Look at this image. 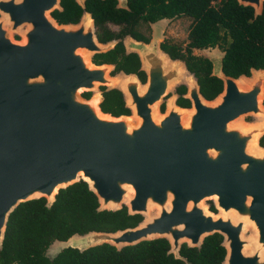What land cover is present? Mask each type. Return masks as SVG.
Masks as SVG:
<instances>
[{
  "label": "water",
  "instance_id": "95a60500",
  "mask_svg": "<svg viewBox=\"0 0 264 264\" xmlns=\"http://www.w3.org/2000/svg\"><path fill=\"white\" fill-rule=\"evenodd\" d=\"M237 1L261 13L263 0ZM54 8L59 0H0V246L19 203L43 197L50 206L60 188L83 180L98 210L124 205L142 219L114 232L56 240L52 256L67 247L119 249L165 238L168 252L180 257L183 242L198 247L216 232L226 250L221 264H264V148H249L264 126L234 122L264 115V68L234 78L222 72L223 53L207 56L211 74L222 81L221 92L208 100L181 62L188 72L183 97L192 109L170 97L158 115L154 105L184 75L180 61L165 62L159 37L125 42L140 58L143 83L133 74L110 76L112 64H94L87 54L105 52L116 40L99 42L88 13L77 24L58 25L49 16ZM100 86L120 90L135 121L101 111ZM83 91L95 92L84 98ZM207 199L219 212L206 210Z\"/></svg>",
  "mask_w": 264,
  "mask_h": 264
},
{
  "label": "trees",
  "instance_id": "16d2710c",
  "mask_svg": "<svg viewBox=\"0 0 264 264\" xmlns=\"http://www.w3.org/2000/svg\"><path fill=\"white\" fill-rule=\"evenodd\" d=\"M60 5L61 10L51 13L58 22H75L86 10L93 18L97 40H116L112 48L92 56L95 64L113 63L112 74L135 73L144 82L139 57L135 52H125L123 38L147 40L150 23L179 16L189 20L185 43L164 39L159 46L171 58L183 61L205 99L221 92L222 81L211 74L208 57L194 53V49L217 47L223 53L222 72L234 78L249 76L252 68H264V0L257 15L252 6L237 0H127L125 8L118 7L117 0H84V8L75 0H60ZM100 89L101 111L115 116L130 114L120 90H105L104 86ZM185 90L184 84L175 88L179 105L190 103L183 97ZM259 143L264 145V134ZM97 207L96 195L83 180L60 188L50 206L45 205L43 197L19 203L7 218L0 264H221L224 259L222 236L216 232L205 236L198 247L183 242L180 257L168 252L165 238L141 240L119 249L102 243L84 250L67 247L54 256L46 254L50 244L74 233L114 232L133 227L142 219L139 213L129 214L124 205L115 210ZM209 208L215 210L213 206Z\"/></svg>",
  "mask_w": 264,
  "mask_h": 264
},
{
  "label": "rangeland",
  "instance_id": "374dc122",
  "mask_svg": "<svg viewBox=\"0 0 264 264\" xmlns=\"http://www.w3.org/2000/svg\"><path fill=\"white\" fill-rule=\"evenodd\" d=\"M188 24H189V20L185 16H179V17L172 18V19L163 18V19H160V20L150 24V36L151 37L153 35L158 36L159 37L158 41H160L164 38H167V39H171V40L181 42L184 44L186 41ZM24 27H25V25H22L21 27H19V31L24 30L25 29ZM10 34L13 37H19L18 39H21V36L19 35L18 32H11ZM128 39H130V38L126 37L124 39V42H126ZM194 53L200 54V55H205L208 57H219L222 54V52L217 47H207V48L194 49ZM91 55H92L91 53L87 54V58L89 61L91 60ZM165 62L170 63L171 60L168 59L167 57H165ZM179 70L181 71L182 74H184L182 76V78L172 82L171 85L169 86L168 93L160 101H158L154 105V110L156 111V113L158 115L162 114L166 110L167 102H168L170 97L176 98L178 96V93L175 91L176 86H178L179 84H185V80H186V77L188 75L187 74L188 72L187 71L185 72V68L183 67L181 62L179 65ZM116 74L119 75L121 79L125 78V74H123L122 72H117L114 74L109 73L110 76H115ZM238 82H240L242 84L240 79L238 80ZM94 92L95 91H91V93H94ZM162 105H164V111H161ZM129 116H130L132 121H135V117L132 116V113H130ZM234 122L235 123H241L244 125H250V124H256V123L259 124L260 123L262 126H264V115H262V114L255 115L252 113H248V114L241 115L240 117L235 119ZM253 144L250 147V150H263V148H261L257 144V142L254 145ZM209 201L213 202L212 199H207L203 202L206 210H208V211H210L208 209V202ZM217 212H219V211L216 209L215 213H217ZM252 232H253V229L251 227H249L248 230L246 231L247 234H250ZM55 250H56L55 249V243H53L47 249L46 254L49 256H52V254L55 252Z\"/></svg>",
  "mask_w": 264,
  "mask_h": 264
},
{
  "label": "flooded vegetation",
  "instance_id": "af4514ba",
  "mask_svg": "<svg viewBox=\"0 0 264 264\" xmlns=\"http://www.w3.org/2000/svg\"><path fill=\"white\" fill-rule=\"evenodd\" d=\"M76 2V1H75ZM77 3V2H76ZM59 4H60V0H59ZM78 4V3H77ZM81 8H84V2H83V6H81ZM62 9V6L60 5V9L59 8H54L53 10H61ZM53 10H51L50 12H49V16L58 24V25H67V24H77L79 21H80V18H81V16H82V14L83 13H88L89 14V16H90V19H92L93 20V18L91 17V15H90V13L88 12V11H86V10H83L82 11V13H81V15L79 16V18H78V20L77 21H75V22H58L53 16H52V11ZM0 17H1V13H0ZM158 21V20H157ZM156 22V21H155ZM93 24H94V22H93ZM151 24V23H150ZM25 25V27L24 28H26V24H24ZM94 31H95V27H94ZM126 37H129L130 39H133V40H136V39H134V38H132L131 36H125L124 38H123V40H122V42H123V45H124V49H125V52H134V51H132V50H128L127 48H126V46H125V42H124V39L126 38ZM12 38L14 39V40H21V39H18L19 37H13L12 36ZM150 38H151V36H150V30H149V32H148V39L147 40H137V41H142V42H144V43H148L149 42V40H150ZM164 39H167V38H164ZM164 39H162V40H160L159 41V43L161 42V41H163ZM159 43H158V46H159ZM159 49L162 51V52H164L165 54H166V56L168 57V59H170V60H178V61H180V62H182L183 63V61L182 60H180V59H178V58H171L165 51H163L161 48H160V46H159ZM136 53V52H135ZM95 54V53H94ZM94 54H92L91 55V62L92 63H94L93 61H92V56L94 55ZM137 54V53H136ZM138 55V54H137ZM139 57V56H138ZM139 60H140V58H139ZM95 64V63H94ZM108 64H112L113 65V68H114V64L113 63H108ZM183 65H184V63H183ZM184 67H185V65H184ZM186 68V67H185ZM140 69H141V62H140ZM113 70V69H112ZM111 70V71H112ZM142 70V69H141ZM187 70V69H186ZM111 71H110V74H112L111 73ZM188 71V70H187ZM119 72H122V71H119ZM189 72V71H188ZM115 73H117V72H115ZM122 73H124V72H122ZM190 73V72H189ZM114 74V73H113ZM124 74H133V75H135L136 76V74L135 73H124ZM145 76H146V73H145ZM137 77V76H136ZM138 78V77H137ZM145 80H146V78H145ZM141 82V81H140ZM141 83H143V82H141ZM185 85V84H184ZM185 88H186V86H185ZM186 91V90H185ZM83 92H89L90 93V95H91V92L90 91H83ZM82 92V93H83ZM81 93V95H82V97H84V98H89L90 97V95L89 96H84L83 94ZM185 93V92H184ZM183 93V94H184ZM177 98V97H176ZM176 106L177 107H179V108H181V109H188V110H190V109H192V106H191V104L189 103V105H179V104H177L176 103ZM161 111H164V105H162L161 106ZM264 134V132L262 133V134H260L258 137H257V139L255 140L256 142H257V144L261 147V148H264V145H261L260 143H259V139H260V137L262 136ZM254 141V142H255ZM251 147V146H250ZM249 147V148H250ZM210 206H213L214 207V209L215 210H212V209H210L209 207ZM208 209L211 211V212H213V213H215L216 212V208H215V206H214V203L212 202V201H209L208 202Z\"/></svg>",
  "mask_w": 264,
  "mask_h": 264
}]
</instances>
